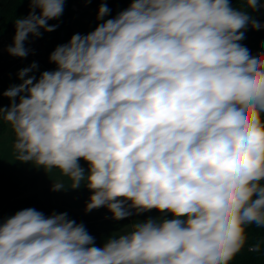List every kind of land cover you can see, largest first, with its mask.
<instances>
[{"label": "clouds", "instance_id": "9594fccd", "mask_svg": "<svg viewBox=\"0 0 264 264\" xmlns=\"http://www.w3.org/2000/svg\"><path fill=\"white\" fill-rule=\"evenodd\" d=\"M66 2L27 0L8 54L26 59ZM236 3L129 0L109 18L100 0L95 30L50 54L55 70L18 72L0 159L7 126L10 163L42 170L54 193L86 188L85 214L130 223L98 246L67 212L25 208L0 216V264H234L261 250L249 229H264V45L243 41L264 29V0Z\"/></svg>", "mask_w": 264, "mask_h": 264}, {"label": "trees", "instance_id": "16d2710c", "mask_svg": "<svg viewBox=\"0 0 264 264\" xmlns=\"http://www.w3.org/2000/svg\"><path fill=\"white\" fill-rule=\"evenodd\" d=\"M84 1V0H81ZM74 0H67L65 10L62 17L58 21H50L49 24H59L56 31L52 33H44L42 38L37 39L40 51L43 53L42 58L49 63L50 54L55 50L58 45L66 44L70 41L71 37L79 33L75 27V11L73 10ZM235 6L246 7L242 3H236ZM91 7L98 9L100 7V0H93L88 3ZM129 0H108V7L112 10L111 17L115 16L117 12L127 8ZM0 38L4 35L11 33L15 34L16 28L14 21L17 17H26L29 13V4L27 0L20 2V0H0ZM257 19L264 23V10L255 14ZM243 43L253 53L258 47L264 45V29L259 32L249 29L246 33V39ZM29 63V61H28ZM51 64V63H50ZM29 65V64H28ZM55 65L51 64L50 71L55 70ZM9 69L5 63L3 56L0 54V82H2L3 75ZM2 92L0 89V100ZM9 104V100L5 105ZM7 126L3 128V159H0V216L7 218L14 215L16 212L25 208H36L45 213L51 214L53 211L56 213L67 212L70 218L75 219L78 223L82 222L86 226L90 234L96 237L97 245L104 242L111 232L115 231L118 227L127 225L130 221H121L119 225L111 219V214L105 208L94 210L91 213L85 214V206L88 202L91 193L86 188L74 191L69 205H62L57 203L54 194L49 189L42 191L33 190V180L28 179V174L34 177V180L41 179L42 176L36 173V169L28 164H21L19 162H11V135ZM11 134V133H10ZM81 165L87 168V164L81 161ZM70 207L78 208L84 212H73ZM156 212L145 214L139 219H147L149 216L155 217ZM251 242L264 241V229L252 226L249 229ZM234 264H264V245L258 252H250L245 249L239 254Z\"/></svg>", "mask_w": 264, "mask_h": 264}, {"label": "rangeland", "instance_id": "374dc122", "mask_svg": "<svg viewBox=\"0 0 264 264\" xmlns=\"http://www.w3.org/2000/svg\"><path fill=\"white\" fill-rule=\"evenodd\" d=\"M73 10L75 11V23L74 27L80 34H87L93 30H95L97 26V11L93 7H91L88 3L86 4L84 1L81 0H74ZM15 34L8 33L0 38V54L3 56L5 63L8 65L9 69L5 72L2 78V82H0V89L1 92L6 91L11 85H18L20 80L18 79V72L25 67L30 66L33 62H36L39 66V72L43 71H50L51 64L48 63L46 60L42 58L43 53L40 51V47L38 44L37 39L33 40L31 37L29 38L30 43L26 44V47L30 48L32 51L26 59H19L15 57H11L8 52L7 48L12 45L13 37ZM29 61V63H28ZM29 64V65H28ZM39 72L36 75H39ZM8 99L2 96L0 103L5 105ZM9 135H11L9 133ZM37 170V169H36ZM37 174H39L41 179L34 180V177H31L28 174V179L33 180V190L42 191L44 189H49L51 191V181L50 179L44 174L42 170H37ZM54 194V198L57 203L62 205H69L70 199L74 193L73 190H68L66 192H52ZM2 199V196H0ZM73 212H84L78 208H71ZM103 242L99 243L98 246H101Z\"/></svg>", "mask_w": 264, "mask_h": 264}]
</instances>
